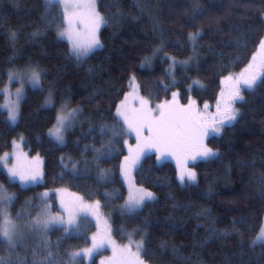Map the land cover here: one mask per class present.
<instances>
[{"label": "trees", "instance_id": "obj_1", "mask_svg": "<svg viewBox=\"0 0 264 264\" xmlns=\"http://www.w3.org/2000/svg\"><path fill=\"white\" fill-rule=\"evenodd\" d=\"M96 4L112 22L101 29L103 48L77 63L70 55L68 42L58 37L55 25L45 27V20L53 17L59 23L60 9L46 14L45 0H18V4L15 0H0V91L8 82L10 69L32 63L39 65L44 76L41 88L25 89L14 126L0 109V156L11 151L13 141L22 138L23 150L43 160L42 182L33 187L9 183L0 170V184L17 196L13 215L21 210L25 214L31 210L35 215L41 194L67 190L85 202L100 201V209L109 214L112 238L117 244H127L133 229L146 232V264H264V247L251 244L259 223L264 221V87L243 91L244 102L236 105L242 113L239 122L207 140V145L221 155L192 165L197 173L196 184L182 188L171 162H159L155 154L146 155L134 172L133 182L136 187L154 192L157 201L138 213L116 211L127 199L120 164L126 155L123 139L131 137L117 138L112 155L102 160L100 167L110 170L107 180L98 177L90 150L93 145L99 148L102 139L108 138L101 137L100 125L115 123V105L129 90L128 77L133 72L141 84L140 95L151 96L153 105L171 100L172 91L177 90L181 104L188 102V95L198 107L215 104L222 75L239 74L257 51L258 39L264 35V2L96 0ZM9 28L19 32L14 44L8 38ZM38 29L42 34L32 39L30 33ZM198 29L203 32L199 69L193 65L191 71L179 72V88L170 87L165 93L161 82L170 81L165 79L168 65L162 62L163 56L150 69H140L141 58L163 39L169 55L185 59L192 54L187 35ZM241 34L249 38L241 41L246 48L230 43ZM187 77L199 79L204 87H194L188 93L191 80ZM50 94L54 106L45 104ZM2 97L0 93V102ZM65 102L82 111L78 123L65 134L63 144H58L48 132ZM85 145L89 146L88 152L84 151ZM77 161L80 163L73 170ZM170 195L175 200H170ZM173 203L181 208L174 210ZM204 209L209 215L198 218L197 213ZM241 220L247 223L242 226ZM79 223V229L70 234L58 227L50 231L49 239L54 244L61 242V253L89 246L94 227L81 219ZM213 227L229 234L214 236ZM143 232L134 238L139 240ZM162 241H167L166 249L160 247ZM96 260L97 256L91 264Z\"/></svg>", "mask_w": 264, "mask_h": 264}, {"label": "snow or ice", "instance_id": "obj_2", "mask_svg": "<svg viewBox=\"0 0 264 264\" xmlns=\"http://www.w3.org/2000/svg\"><path fill=\"white\" fill-rule=\"evenodd\" d=\"M15 2L18 4V0ZM138 6L142 7V5ZM55 9H60L61 12L59 23L56 22L57 17H53L50 21L45 20V27L55 25L58 37L68 42L70 55L77 63L89 57L96 49L103 48L104 45L100 39L101 29L107 27L112 22V18L100 13L96 0H45L44 12L46 14H50ZM261 19L264 22V13H261ZM41 34L42 32L38 29L30 33V36L35 39ZM18 35L17 30L9 28L8 38L13 44L18 39ZM202 36L203 32L199 29L188 33L186 42L191 46L192 54L185 59L169 55L165 42L161 39L159 45L151 46L150 54L141 58L140 69H150L155 61L163 56L162 62L168 65L164 69L165 79L170 81L168 84L161 82L163 90L167 93L170 87L178 89L176 76L179 72L187 73L191 71L193 65H196L197 70L199 69L198 60L201 50L199 42ZM248 39L246 35L241 34L234 37L230 43L235 42L238 48H246L247 45H242L241 41ZM220 57L223 61L222 53ZM8 79L9 82L26 80L34 88H41L44 76L39 65L28 63L20 69H10ZM187 79L191 80L186 89L188 93H191L194 87H204L199 79L191 77ZM220 85L216 110L210 112L207 103L204 104L203 110H200L191 95H188L186 104L179 103L180 92L178 90L172 91L171 100L165 99L153 105L151 96L146 98L140 95L141 84L138 82L136 73L129 75V90L115 105V123L100 125L101 137L108 138L102 139L99 148L94 145L90 148L98 177L107 180L110 170L100 167L102 160L112 155L114 145L118 142L117 138L123 139L134 135V147L129 144L128 139H123L124 145L128 147V155L124 156L120 164V174L128 184V197L123 205L128 214L138 213L157 201L154 192L143 187H136L132 180L131 173L138 166L142 156L154 151L158 161L168 156L176 159L177 180L182 188L197 183V173L193 168L188 167L189 160L210 161L220 158L219 150L209 147L205 141L210 135L219 136L224 130L234 127L239 122L242 113L236 105L244 102L243 91H254L257 87H264V35L259 37L257 51L253 53L247 66L239 74L222 75ZM2 91L6 98L12 96L7 87ZM21 94L22 89L17 88L15 99L5 105L8 109V119L12 122H15L19 115ZM45 104L55 105L51 94L46 98ZM81 111L79 107H71L67 102L62 103L56 112V122L49 129V136L58 144H62L65 134L78 122ZM13 147H19L16 141H13ZM84 151H89L88 145H85ZM10 157L15 161L11 165ZM0 162L7 171L9 183L19 180L21 185H27L28 183H39L43 179L38 159L34 163L26 164L21 154L5 152L0 157ZM79 163V161L73 163V170L78 167ZM84 163L89 162L85 160ZM48 195L47 192L41 194L40 203L37 205L39 210L35 212V215L31 210L26 214L21 210L13 215L11 209L17 196L0 184V253H2L0 264H81L79 259L81 256L91 258L94 253L99 252L105 246L111 247L113 253L107 264H146L145 257L148 253L145 245L148 234L138 228L128 234V243L124 245H117L112 239L110 227L106 226L103 231L98 228V231L91 237L90 247L61 253V242L58 240L54 244L49 239L50 231L57 227L65 234L78 230L82 212H89L96 216L99 224L100 201L85 204L83 198L78 196L72 200H65L61 197V211L53 214ZM169 199L175 200V197L170 195ZM28 206L26 204V207ZM172 208L175 210L181 206L173 203ZM183 210L187 211V208ZM208 215L207 209L197 213L198 218ZM168 219L171 221L173 218ZM246 223L247 221L241 220L242 226ZM169 227L173 228L174 224H169ZM232 229L236 230L235 221ZM142 232L141 238L136 240L134 237ZM211 233L217 237L229 234L227 231L220 232L214 227ZM29 237H33L34 242L29 243ZM251 244L252 246L260 244L264 247V221L259 223ZM160 247L166 249L167 241H162ZM101 264H105V261H101Z\"/></svg>", "mask_w": 264, "mask_h": 264}, {"label": "rangeland", "instance_id": "obj_3", "mask_svg": "<svg viewBox=\"0 0 264 264\" xmlns=\"http://www.w3.org/2000/svg\"><path fill=\"white\" fill-rule=\"evenodd\" d=\"M5 87H7L9 89V91L12 93V96L10 98H6L4 92L2 91ZM1 91L0 93L2 94V101L0 102V109L5 111L7 113V120L8 122L11 124V125H15L17 123V120H18V117H17V120L15 122H12L8 119V109L7 107H5V105L9 104L10 100H14L15 99V92H16V89L17 88H21L22 89V94H21V99L19 101V105H20V102L24 96V92H25V89L27 87H33L29 82H27L26 80L21 82L20 80H14L12 82H9V79H8V82ZM203 107H198L200 110H203ZM216 110V103L213 104L212 106H209V111L210 112H215ZM56 122V121H55ZM78 123V122H77ZM76 123V124H77ZM75 124V125H76ZM48 136H49V132H48ZM213 135H210L205 143L207 144V140L212 137ZM50 139H52L53 141H55L52 137L49 136ZM128 139V138H127ZM16 143L19 145L18 148H14L13 147V144H12V147H11V151L8 152L10 154L12 153H18V154H21V158L22 160L26 163V164H31V163H34L37 159L39 160L40 162V168L43 172V160L42 158H40V156L38 155H34V156H30L29 154H27L24 150H23V147H22V143H23V140L22 138H19L18 140H15ZM129 141V144L132 145L133 147L135 146V137L134 135L128 139ZM133 141V142H132ZM56 142V141H55ZM63 144V143H62ZM149 154H155V152H150L148 153L147 155ZM4 155V154H3ZM3 155H1L0 157H2ZM126 155H128V147L126 146ZM156 155V154H155ZM146 155L142 156L140 161H139V164L140 162L142 161V159L145 157ZM164 161H169L171 162L175 168H176V171H177V161L176 159H174L173 157L171 156H168L166 158H163L162 160H159V162H164ZM198 161H204V160H200V159H197L196 161H191L189 160L187 162L188 164V167L192 168V165ZM15 161L11 159L10 157V165L11 163H14ZM123 162V161H122ZM138 164V166H139ZM137 166V167H138ZM137 167L135 169H133L132 173H131V177H132V180H133V175H134V172L135 170L137 169ZM0 170H2L5 175L7 176V171L6 169L3 167V164L2 162H0ZM194 170V169H193ZM121 176V174H120ZM124 184H125V187H126V190H127V197H128V184L125 182V180L123 179V177L121 176ZM9 179V178H8ZM42 180L39 182V183H28L27 185H21L19 180H16L12 183H16L18 184L21 188H28V187H33V186H36V185H39L41 184ZM45 193V192H44ZM47 193L49 194L48 195V200H49V203L51 204L52 206V210H53V214H56L58 212L61 211V208H60V199L61 197H63L65 200H72L74 197H76L77 195L67 191V190H60L59 192L57 190H53V191H47ZM79 197V196H78ZM51 199L54 201L55 204H53V202L51 201ZM84 201V200H83ZM85 204H89L88 202H85ZM117 212L119 213H125L126 210L123 208V206H121L120 208H118L116 210ZM98 215H99V224L97 222V218L96 216L92 215L91 213L89 212H82L81 213V216H80V219L87 223V224H91L93 227H94V231L90 234L89 236V246H91V237L94 233H96L98 231V228L100 231H103L105 229V227H110L111 229V226H110V217H109V214L108 213H105L103 210L98 209ZM113 239V238H112ZM32 240H34L33 237H29L28 238V242L30 243ZM117 245H120V244H117ZM113 253H112V249L111 247L109 246H105L103 249H101L99 252H96L93 254V256L91 258H88V257H84V256H81L79 259L81 261V263L83 264H91L92 263V260L95 256H97V260H96V264H101V261H105V264H107V261L110 257H112Z\"/></svg>", "mask_w": 264, "mask_h": 264}]
</instances>
